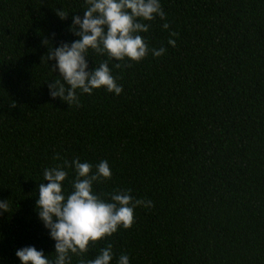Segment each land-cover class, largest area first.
Masks as SVG:
<instances>
[{"label":"trees","instance_id":"16d2710c","mask_svg":"<svg viewBox=\"0 0 264 264\" xmlns=\"http://www.w3.org/2000/svg\"><path fill=\"white\" fill-rule=\"evenodd\" d=\"M0 264H264V0H0Z\"/></svg>","mask_w":264,"mask_h":264}]
</instances>
